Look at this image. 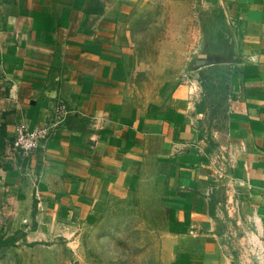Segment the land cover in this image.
<instances>
[{
    "label": "crops",
    "instance_id": "0c3cea01",
    "mask_svg": "<svg viewBox=\"0 0 264 264\" xmlns=\"http://www.w3.org/2000/svg\"><path fill=\"white\" fill-rule=\"evenodd\" d=\"M149 1L0 0V264H68L107 202L149 182L170 264H264V0H190L215 34L201 47L224 50L154 97L120 35ZM60 100L66 124L19 155L17 126Z\"/></svg>",
    "mask_w": 264,
    "mask_h": 264
},
{
    "label": "rangeland",
    "instance_id": "374dc122",
    "mask_svg": "<svg viewBox=\"0 0 264 264\" xmlns=\"http://www.w3.org/2000/svg\"><path fill=\"white\" fill-rule=\"evenodd\" d=\"M120 26L129 81L147 97L171 92L186 72L224 50L201 47L215 45V34L202 32L190 0H151ZM153 189L149 182L141 192L112 197L100 222L87 226L81 253L68 264H170L172 247L160 239L154 221L161 193Z\"/></svg>",
    "mask_w": 264,
    "mask_h": 264
},
{
    "label": "built area",
    "instance_id": "2783aa9c",
    "mask_svg": "<svg viewBox=\"0 0 264 264\" xmlns=\"http://www.w3.org/2000/svg\"><path fill=\"white\" fill-rule=\"evenodd\" d=\"M71 114L72 111L67 103L64 100H60L54 108L52 117L44 126L36 128H29L24 124L17 126L13 139L14 150L24 157L37 153L45 147L50 136L66 124ZM224 234V238L227 239L228 235L234 237L232 231L229 233L226 231Z\"/></svg>",
    "mask_w": 264,
    "mask_h": 264
}]
</instances>
